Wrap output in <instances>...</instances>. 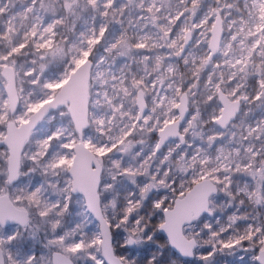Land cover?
Listing matches in <instances>:
<instances>
[{
	"label": "snow or ice",
	"instance_id": "obj_1",
	"mask_svg": "<svg viewBox=\"0 0 264 264\" xmlns=\"http://www.w3.org/2000/svg\"><path fill=\"white\" fill-rule=\"evenodd\" d=\"M0 264H264V0H0Z\"/></svg>",
	"mask_w": 264,
	"mask_h": 264
},
{
	"label": "rangeland",
	"instance_id": "obj_2",
	"mask_svg": "<svg viewBox=\"0 0 264 264\" xmlns=\"http://www.w3.org/2000/svg\"><path fill=\"white\" fill-rule=\"evenodd\" d=\"M160 238L163 239L162 236H161ZM227 259H228V260H233L234 258H233V257H228Z\"/></svg>",
	"mask_w": 264,
	"mask_h": 264
}]
</instances>
